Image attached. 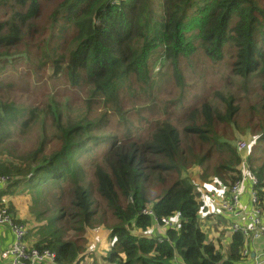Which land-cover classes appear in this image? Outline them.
Masks as SVG:
<instances>
[{
  "label": "trees",
  "instance_id": "obj_1",
  "mask_svg": "<svg viewBox=\"0 0 264 264\" xmlns=\"http://www.w3.org/2000/svg\"><path fill=\"white\" fill-rule=\"evenodd\" d=\"M160 47L174 71L168 79L182 83V62H196V72L207 62L222 78L235 77L243 94L217 92L225 108L218 115L211 96L190 102L186 137L168 122L148 133L136 124L144 106L127 111L119 96L161 88L152 79ZM47 84L86 94L97 112L25 99ZM220 121L254 139L249 163L263 161L253 173L264 209V0H0V174L12 180L0 202L24 186L29 206L14 218L28 229L30 248L81 264L87 234L96 239L93 228L103 226L112 239L104 264H245L241 233L231 232L223 251L201 228L187 175L198 166L212 170L208 183L242 179V157L217 134ZM214 151L218 165L209 162ZM146 211L162 224L175 220L164 243L144 235L156 226Z\"/></svg>",
  "mask_w": 264,
  "mask_h": 264
},
{
  "label": "rangeland",
  "instance_id": "obj_2",
  "mask_svg": "<svg viewBox=\"0 0 264 264\" xmlns=\"http://www.w3.org/2000/svg\"><path fill=\"white\" fill-rule=\"evenodd\" d=\"M157 50L158 51L155 53L153 60L156 61V59H158L157 56L159 53L160 61L152 66V79L154 80L155 85L157 84V82L160 83L161 88L153 90L150 95L148 89L146 91H141L137 87L136 90L128 89L119 96L121 105L127 111H132L134 108L144 106V110H142L141 112L140 110H137V113L140 112V116L143 118V121L142 123L136 124L139 127L143 128L145 131H148V133L150 130H156L160 128L163 124H165L163 122H168L178 130L179 134L182 137H186L187 134L185 133L184 128L192 124V113H189L190 110H188L190 108V106H188L190 102H196V100L198 99L197 97L201 96L202 94L205 96H211L212 108L218 115V112L224 113L225 108L220 98L216 95L217 92H219L223 96L229 95L231 93L243 94V92L239 89V85H236L234 83V79H236L235 77H231L229 79L222 78L221 75L217 73V68L211 69L209 67V63L207 62H204L205 68L200 72L195 71L197 66L196 62H193L192 66L188 65L186 62H182V66L179 67L181 68L183 77L182 83H178L175 78L168 79V77L173 75L174 71L170 67V62L168 60H165L161 56V54L163 53V49L160 47V49ZM9 58H13V55H11ZM52 72V69L46 67V75H51ZM203 78H205V80H203ZM44 80H46V77L44 78ZM25 97L26 96H24V98ZM27 97L28 98L25 99H27L30 103L39 105L42 108L52 106L54 109L60 110V108H62L67 112H69V110L70 112H73L77 108L78 113H80L81 111H86L88 108L90 113L94 112L93 114H95L99 106L98 103L87 105V95L84 93L76 92L75 90L64 91L63 87H58V89L56 88L55 90L51 86V84H47L46 87L42 89V92L38 97ZM137 97H139V99H137ZM182 101L187 104L186 108H183ZM58 102L60 103L61 107L60 105H57ZM245 116V111H243L238 116L239 126L241 125V123H245ZM214 117L217 118L216 115ZM253 119L254 123H256L257 117L253 116ZM64 120H66V115L63 116V121ZM49 122H51V119L46 123ZM38 123L42 122L39 121ZM215 125L217 134L222 135L221 137H223L224 139L227 138V143L225 144L226 147L234 149V147L232 146V142L236 145H238L242 141H246L248 143V149H246L242 154L244 158L249 161V153L255 151L253 148L255 145L254 139H250L248 134L245 136L242 135L239 129L235 130L233 127H231L230 125H226L223 122L215 123ZM54 131L55 130H53L52 133H54ZM27 136L31 137V134L28 133ZM199 152L200 151H198V153ZM259 153L264 156V152L260 151ZM103 156L104 154L101 153L100 159H98L99 162L105 161L106 157ZM218 159H220L219 154L214 151L213 156H211L209 159V162L212 165H218ZM262 163L263 161L256 163L255 168ZM191 171H196V178L189 177L193 181V183L197 182L198 184H208L206 179L209 178L208 176L212 175L211 169L205 171L204 168L194 166L187 172L188 176ZM206 174L207 177L205 178ZM89 175H92V173L90 172ZM232 183L233 182H229L227 185L229 186ZM197 186L201 188L199 185ZM23 188L24 186H22L19 191L13 195L8 194L3 197L9 209H14V211H11L12 216L21 213L23 214L27 206H29L28 196L26 191L22 190ZM197 196L200 197L198 193ZM3 198L1 201H3ZM27 211L30 213L29 210ZM219 213L223 215L220 211ZM20 218H23V216L21 215ZM220 218L223 220L222 216H220ZM206 225V231L209 239L214 241L217 245L222 246L223 251H226L230 239V233L225 228L218 229L217 225L212 226L208 223ZM93 230L98 233V237L96 239L93 238L94 233L92 231L90 232V235L87 234L88 244L86 245V251L82 254V256H84V260L81 264H104L102 262V256L106 255L111 248L112 239L110 237V231L103 226H100L99 228L95 227L93 228ZM160 233L163 234L162 232ZM153 234V230L145 233L146 236L150 237ZM72 236L73 232L69 233V236H67L66 238L70 239L72 238Z\"/></svg>",
  "mask_w": 264,
  "mask_h": 264
},
{
  "label": "built area",
  "instance_id": "obj_3",
  "mask_svg": "<svg viewBox=\"0 0 264 264\" xmlns=\"http://www.w3.org/2000/svg\"><path fill=\"white\" fill-rule=\"evenodd\" d=\"M124 0H111L112 5H119ZM248 149V143L242 141L237 145V150L242 156L243 178L229 186L225 196L212 194L215 207L230 219V228L234 233H241L246 240L244 258L245 264H264V250L258 246L264 245V209L260 206L259 179L253 173V166L244 158L243 152ZM11 182L8 176L0 174V190L6 188ZM248 196V203H243L244 195ZM145 214L153 216L151 211ZM157 228L165 231L175 226L173 219L160 224L155 218ZM0 226L8 228L13 242L8 251L2 254V259L10 264H61L57 253L45 250L32 249L27 244L28 229L25 225L16 222L9 210L0 204ZM163 243V238H158ZM250 257V258H249ZM250 260V261H249ZM249 261V262H247ZM177 264H184L177 260Z\"/></svg>",
  "mask_w": 264,
  "mask_h": 264
},
{
  "label": "crops",
  "instance_id": "obj_4",
  "mask_svg": "<svg viewBox=\"0 0 264 264\" xmlns=\"http://www.w3.org/2000/svg\"><path fill=\"white\" fill-rule=\"evenodd\" d=\"M243 173V170L241 169ZM190 178H196V171H191L189 173ZM195 191L199 194L200 203H201V214H200V226L204 230L207 229V223L210 225H217V228L223 229L225 228L231 235V228H230V219L226 216H223L219 213V210L215 207L214 201L211 198L212 194H217L219 196H225L227 191V186L218 185L215 182L212 183H201L198 184L197 182L194 183ZM199 185L201 188H199ZM2 200V198H1ZM243 203H248V196L245 194L243 197ZM23 214H18L17 217L20 218ZM222 216L223 220L220 218ZM220 225H219V224ZM156 228H153V231L156 232ZM155 235V234H153ZM158 235H161L159 232ZM12 235L8 228H4L0 226V264H10L8 260L2 259V254L5 251H8L12 245ZM31 241V238H27V241Z\"/></svg>",
  "mask_w": 264,
  "mask_h": 264
},
{
  "label": "clouds",
  "instance_id": "obj_5",
  "mask_svg": "<svg viewBox=\"0 0 264 264\" xmlns=\"http://www.w3.org/2000/svg\"><path fill=\"white\" fill-rule=\"evenodd\" d=\"M239 153V152H238ZM240 154V153H239ZM241 155V154H240ZM242 157V156H241ZM251 164V163H250ZM252 165V164H251ZM253 166V170H255V166L254 165H252ZM241 168H242V165H241ZM243 174V173H242ZM242 178H243V176H242ZM12 181V180H11ZM11 183V182H10ZM9 186V185H8ZM8 186L6 187V188H3L2 190H0V192H3V191H5L7 188H8ZM0 204L2 205V206H4V207H6L8 210H9V212L11 213V211H10V209H9V207H8V205H7V203L4 201V198H3V201L2 202H0ZM152 212V211H151ZM153 213V212H152ZM12 215V214H11ZM149 216V215H148ZM153 217V216H152ZM13 218H14V216H13ZM155 215H154V217H153V219H154V222H155V224H156V221H155ZM157 219V218H156ZM14 220L17 222V220L14 218ZM158 221H159V219H158ZM160 222V221H159ZM19 223V222H18ZM21 224V223H20ZM160 224L162 225V223L160 222ZM155 228L157 229L156 230V232L154 231V234L155 235H152L153 237H156V238H163L164 239V241H166L167 239L165 238L166 237V232H167V230H165V231H162V230H159L158 228H157V225L155 226ZM159 232H162L163 234H161V235H158L159 234ZM232 232V231H231ZM144 235H145V233H144ZM158 240V239H157ZM164 243V242H163Z\"/></svg>",
  "mask_w": 264,
  "mask_h": 264
}]
</instances>
